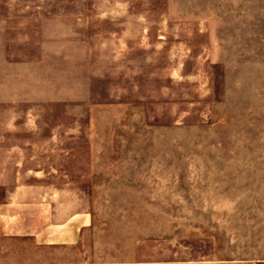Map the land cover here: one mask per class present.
<instances>
[{"label": "rangeland", "instance_id": "374dc122", "mask_svg": "<svg viewBox=\"0 0 264 264\" xmlns=\"http://www.w3.org/2000/svg\"><path fill=\"white\" fill-rule=\"evenodd\" d=\"M82 217L61 264H264V0H0V251Z\"/></svg>", "mask_w": 264, "mask_h": 264}, {"label": "crops", "instance_id": "0c3cea01", "mask_svg": "<svg viewBox=\"0 0 264 264\" xmlns=\"http://www.w3.org/2000/svg\"><path fill=\"white\" fill-rule=\"evenodd\" d=\"M89 226L87 217L70 220L66 225L51 224L47 228L45 225L37 226L32 233L24 232L18 234L25 243V250L19 253L17 261L8 250L0 251V264H61L55 255H59L61 249L72 248L79 241L80 233ZM7 230V228H6ZM8 231V230H7ZM5 242L12 240L14 235L5 232L3 234ZM32 240L37 252H31V256L35 255V260L30 263V252L28 251V241ZM51 255L48 261L45 260V255ZM34 257V256H33ZM32 257V258H33Z\"/></svg>", "mask_w": 264, "mask_h": 264}]
</instances>
